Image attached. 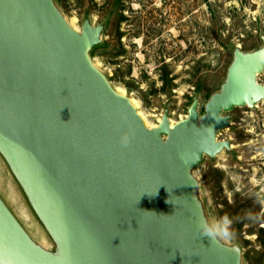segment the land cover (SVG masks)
I'll use <instances>...</instances> for the list:
<instances>
[{
  "label": "water",
  "instance_id": "water-1",
  "mask_svg": "<svg viewBox=\"0 0 264 264\" xmlns=\"http://www.w3.org/2000/svg\"><path fill=\"white\" fill-rule=\"evenodd\" d=\"M100 30L80 34L52 0L0 3V153L53 239L36 247L0 200V264H239L200 229L190 175L228 150L225 113L264 97V46L234 53L199 116L146 129L89 64Z\"/></svg>",
  "mask_w": 264,
  "mask_h": 264
},
{
  "label": "rangeland",
  "instance_id": "rangeland-1",
  "mask_svg": "<svg viewBox=\"0 0 264 264\" xmlns=\"http://www.w3.org/2000/svg\"><path fill=\"white\" fill-rule=\"evenodd\" d=\"M75 34L99 28L89 64L109 89L128 100L147 129L166 116H199L220 92L234 53L264 46V0H52ZM76 29V30H75ZM264 88V71L256 77ZM217 136L229 149L190 171L203 224L223 247L240 250L239 264H264V97L225 113ZM171 120V121H170ZM145 121V122H144ZM0 200L31 242L55 255L56 245L0 153Z\"/></svg>",
  "mask_w": 264,
  "mask_h": 264
},
{
  "label": "bare ground",
  "instance_id": "bare-ground-1",
  "mask_svg": "<svg viewBox=\"0 0 264 264\" xmlns=\"http://www.w3.org/2000/svg\"><path fill=\"white\" fill-rule=\"evenodd\" d=\"M11 1L12 0H0V3H2V5H7V4H9V3H11ZM76 30V29H75ZM130 105H131V103H129ZM132 106V105H131ZM133 107V106H132ZM136 114H137V116L140 118V120L143 122V119L141 118V116L139 115V113H137L136 112ZM186 118V117H185ZM171 121V120H170ZM145 122V121H144ZM160 123V122H159ZM158 123V124H159ZM173 124V123H172ZM170 125V127H172V126H174V125ZM144 126V125H143ZM158 126V125H157ZM157 126L155 125H153V128L152 129H154V128H157ZM145 127V126H144ZM146 128V127H145ZM147 129V128H146ZM148 130H150V129H148ZM10 170H11V172H12V174L13 175H15L14 173H13V171H12V169H11V167H10ZM226 248V247H225ZM227 250H229V251H231L233 254H236V255H239L240 256V250H239V248H236V247H227Z\"/></svg>",
  "mask_w": 264,
  "mask_h": 264
},
{
  "label": "clouds",
  "instance_id": "clouds-1",
  "mask_svg": "<svg viewBox=\"0 0 264 264\" xmlns=\"http://www.w3.org/2000/svg\"><path fill=\"white\" fill-rule=\"evenodd\" d=\"M200 229L201 231H203L205 234L209 235V236H214L216 235L215 231L213 228H209L207 225H200Z\"/></svg>",
  "mask_w": 264,
  "mask_h": 264
}]
</instances>
